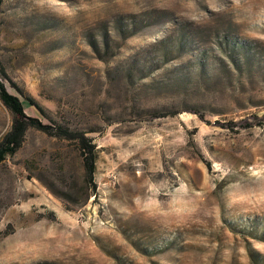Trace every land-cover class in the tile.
<instances>
[{"label":"rangeland","instance_id":"obj_1","mask_svg":"<svg viewBox=\"0 0 264 264\" xmlns=\"http://www.w3.org/2000/svg\"><path fill=\"white\" fill-rule=\"evenodd\" d=\"M0 82L73 134L1 164L0 264H264V0H2Z\"/></svg>","mask_w":264,"mask_h":264},{"label":"trees","instance_id":"obj_2","mask_svg":"<svg viewBox=\"0 0 264 264\" xmlns=\"http://www.w3.org/2000/svg\"><path fill=\"white\" fill-rule=\"evenodd\" d=\"M1 2L2 0H0V4ZM0 99L4 105L14 114L12 128L0 142V166L9 156L15 155L21 149L25 142L27 132L30 128H34L51 136L69 138L73 135L69 133V131L64 127L60 126L58 130H54L53 127L43 124L40 120L28 117L25 113V108L20 98L11 94L6 86L1 82ZM78 139L80 140V151L86 171V179L87 182L93 185L95 190L96 185L94 183V178L97 170V148L84 137H80ZM94 190L87 194V199L93 195Z\"/></svg>","mask_w":264,"mask_h":264}]
</instances>
